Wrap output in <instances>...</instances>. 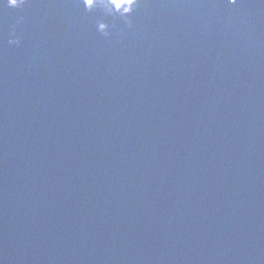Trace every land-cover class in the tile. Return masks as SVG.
I'll return each instance as SVG.
<instances>
[{
	"label": "water",
	"instance_id": "95a60500",
	"mask_svg": "<svg viewBox=\"0 0 264 264\" xmlns=\"http://www.w3.org/2000/svg\"><path fill=\"white\" fill-rule=\"evenodd\" d=\"M119 9L0 3V264H264V0Z\"/></svg>",
	"mask_w": 264,
	"mask_h": 264
},
{
	"label": "clouds",
	"instance_id": "9594fccd",
	"mask_svg": "<svg viewBox=\"0 0 264 264\" xmlns=\"http://www.w3.org/2000/svg\"><path fill=\"white\" fill-rule=\"evenodd\" d=\"M4 0H0L3 3ZM227 4L236 5L239 0H226ZM28 3V0H7V6L9 8H23ZM80 3L88 12H92L95 9H103L105 14H111L113 12V6H122L121 16L124 18L125 23L130 27L132 25V14L140 7L142 0H80ZM19 23V21L17 22ZM97 30L105 37H109L111 32L109 31L110 25L104 22L103 19L97 21ZM13 36L15 38L9 39L8 43L12 45H20L21 38L16 36L15 26H13Z\"/></svg>",
	"mask_w": 264,
	"mask_h": 264
}]
</instances>
